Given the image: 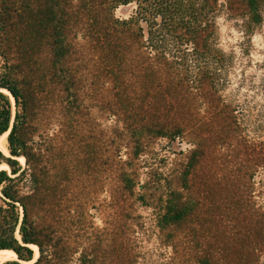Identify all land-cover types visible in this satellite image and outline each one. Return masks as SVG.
<instances>
[{
    "label": "trees",
    "instance_id": "1",
    "mask_svg": "<svg viewBox=\"0 0 264 264\" xmlns=\"http://www.w3.org/2000/svg\"><path fill=\"white\" fill-rule=\"evenodd\" d=\"M221 1L0 0V137L8 133V153L0 150V166H8L0 170V250L17 256L0 264L97 263L76 241L93 200L81 178L89 171L100 172L103 189L113 183L111 209L152 208L158 229L192 215L172 183L184 190L198 171L209 177L203 159L214 154L204 135L229 65L217 44V14L240 4L257 21L264 0ZM130 4L128 18H115L113 9ZM93 85L106 113L99 140L86 103ZM226 109L218 110L225 136ZM161 140L168 151L189 141L182 165L161 168ZM142 168L149 180L141 181ZM71 181L80 193L73 194ZM69 204L78 215L65 226Z\"/></svg>",
    "mask_w": 264,
    "mask_h": 264
},
{
    "label": "rangeland",
    "instance_id": "2",
    "mask_svg": "<svg viewBox=\"0 0 264 264\" xmlns=\"http://www.w3.org/2000/svg\"><path fill=\"white\" fill-rule=\"evenodd\" d=\"M235 8L236 12H229L222 6L216 18L218 48L229 59V65L227 82L219 93L221 99L213 103L215 113L210 118L209 133L204 135L214 154L207 162L206 156L203 159V171L209 177H201L198 171L184 190L180 183H172L181 193L179 203L191 204L192 215L176 226L158 229L152 208L129 205L125 210L118 206L111 209L107 205L113 183L103 189V184L96 181L100 172L89 171L81 178L83 185L88 184L86 196L93 200L83 217L85 232L76 241L85 244L82 247L97 261L94 264H201L204 259L216 264H264V1L257 21L246 7L238 4ZM134 9V4L122 5L113 13L115 18L124 19ZM91 89L86 101L88 118L93 121L91 126L97 124L93 136L99 140L105 128L104 100H98L95 85ZM3 92L10 98L14 117V100L5 89ZM224 107L230 116L227 136L220 133L223 116L218 110ZM48 132H52L51 127ZM165 142L159 141L156 147L159 156L166 159L161 165L164 171L172 164L182 165L192 148L189 141L177 140L172 151L162 150ZM3 152L7 154L8 150ZM18 162L24 166V161ZM148 172L149 168L141 169V181L151 178ZM233 176L235 180L228 182ZM60 178L58 174L56 180ZM71 182L73 194L80 193L75 181ZM73 194H69L70 203ZM69 208L65 226L74 224L78 215L70 204ZM32 250L35 258L38 249Z\"/></svg>",
    "mask_w": 264,
    "mask_h": 264
},
{
    "label": "bare ground",
    "instance_id": "3",
    "mask_svg": "<svg viewBox=\"0 0 264 264\" xmlns=\"http://www.w3.org/2000/svg\"><path fill=\"white\" fill-rule=\"evenodd\" d=\"M7 133H5L3 136L0 137V150L2 151H6V143H7ZM17 159L23 163L24 159L22 157H17ZM8 169V166L6 164H2L0 166V170H6ZM32 248L37 250L36 246H32ZM38 256V251H36V256L34 259H36ZM17 257L15 252H13L12 250H0V263H3L5 261H8L10 259H13Z\"/></svg>",
    "mask_w": 264,
    "mask_h": 264
},
{
    "label": "water",
    "instance_id": "4",
    "mask_svg": "<svg viewBox=\"0 0 264 264\" xmlns=\"http://www.w3.org/2000/svg\"><path fill=\"white\" fill-rule=\"evenodd\" d=\"M8 92V91H7ZM10 94V93H9ZM10 97H12L11 95H10Z\"/></svg>",
    "mask_w": 264,
    "mask_h": 264
}]
</instances>
